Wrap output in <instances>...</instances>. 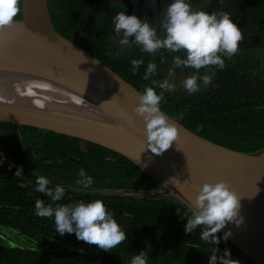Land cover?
Returning a JSON list of instances; mask_svg holds the SVG:
<instances>
[{"label":"trees","instance_id":"1","mask_svg":"<svg viewBox=\"0 0 264 264\" xmlns=\"http://www.w3.org/2000/svg\"><path fill=\"white\" fill-rule=\"evenodd\" d=\"M48 2L61 34L140 91L153 87L160 96L159 107L171 117L217 144L242 152H264V0H186L194 11L215 12L217 18L228 13L242 34L237 52L231 56L216 53L223 67L217 63L199 69L173 64V57H186L184 49L173 52L160 48L148 53L135 42L134 34L127 37L126 44L119 43L124 33L115 31L116 13L135 14L163 39L167 7L173 0ZM19 8L14 19L23 17L22 0ZM133 59L142 61L135 71L131 70ZM149 62L156 65L153 72H147ZM205 75L209 77L207 83ZM168 76L175 77V84L169 88ZM190 76H195L197 83L191 92L184 87ZM162 82H166L163 88ZM0 161V231L10 228L39 246L22 247L0 240V264H130L141 252L147 264H222V258L258 264L224 239L220 230L210 232L207 240L201 239L200 233L209 225L185 231L187 221L198 212L174 194H141L157 192L164 185L132 159L110 148L0 120ZM81 168L83 176L78 175ZM41 175L49 181L47 188H64L59 200L35 191L36 177ZM95 199L105 203L125 232V239L107 250L77 239L75 232L60 235L53 217L35 215L36 200L55 208Z\"/></svg>","mask_w":264,"mask_h":264},{"label":"water","instance_id":"2","mask_svg":"<svg viewBox=\"0 0 264 264\" xmlns=\"http://www.w3.org/2000/svg\"><path fill=\"white\" fill-rule=\"evenodd\" d=\"M22 12L21 19L13 18L11 25L0 28V67L49 85L74 105L37 102L18 96L14 86L2 85L0 120L82 138L119 152L164 185L157 192L141 194H174L197 212L200 186L226 180L240 197L243 220L226 222L218 230L223 234L230 230L227 238L232 244L264 264V152H242L217 144L161 107L166 122L177 128V137L162 152H153L144 116L135 111L143 92L61 34L48 0H22Z\"/></svg>","mask_w":264,"mask_h":264},{"label":"clouds","instance_id":"3","mask_svg":"<svg viewBox=\"0 0 264 264\" xmlns=\"http://www.w3.org/2000/svg\"><path fill=\"white\" fill-rule=\"evenodd\" d=\"M19 4L20 0H0V28L13 23V18L20 11ZM166 17L164 25L166 35L161 39L157 37L155 29L150 27L147 22H142L135 14L116 13L113 17L115 31L123 30L124 33V38L119 43L126 44L127 37L134 34L135 42L142 45L143 50L148 53H155L160 48L173 52L184 49L186 50V57L184 59L179 56L173 57V64L196 69L217 63L223 67V61L216 53L224 52L231 56L238 50L242 34L228 13H220L219 18H217L215 12L192 10L186 0H173L167 7ZM141 62L133 59L131 70L135 71V66ZM155 69L156 65L149 62L147 72H153ZM203 80L207 83L209 77L205 75ZM165 83L162 82L160 87L163 88ZM184 87L190 92L194 91L197 88L196 77L186 78ZM140 100L141 104L135 111L142 114L146 121L147 138L150 141L149 147L153 152H162L177 137V128L167 123L165 116L161 114L159 110L160 96L153 87H146ZM16 174H20L19 169ZM78 175H84L82 168ZM91 182L92 177L89 176L88 183ZM48 183L49 181L45 176H37L35 191L51 196L53 201L59 200L64 194V188L56 185L53 190L46 187ZM87 186V184L84 185V187ZM195 205L199 208V212L187 221L185 231L190 232L200 224L211 226L208 230L200 233L203 240H207L210 232L215 233L226 222L235 221L240 224L243 220V217L239 216L240 197L223 179L203 183L196 195ZM34 210L36 216L53 217L55 230L60 235L75 232L77 239L96 244L101 249H110L125 239V232L121 225L118 224L113 213L106 208L105 203L100 199L90 200L87 203L79 202L74 207L58 205L55 208L36 200ZM230 234V230L225 232L224 239H227ZM213 239L216 238L213 237ZM228 255L226 249L225 257ZM211 259L214 261L216 257L213 256ZM130 264H147L145 254L141 252L133 256ZM222 264H239V262L222 258Z\"/></svg>","mask_w":264,"mask_h":264},{"label":"bare ground","instance_id":"4","mask_svg":"<svg viewBox=\"0 0 264 264\" xmlns=\"http://www.w3.org/2000/svg\"><path fill=\"white\" fill-rule=\"evenodd\" d=\"M14 86L15 92L18 96L30 98L35 101H47L52 103H59V105H74L73 101L69 97L55 91L49 87V85L38 84L28 79H24L18 76V74L10 69L0 67V86Z\"/></svg>","mask_w":264,"mask_h":264},{"label":"rangeland","instance_id":"5","mask_svg":"<svg viewBox=\"0 0 264 264\" xmlns=\"http://www.w3.org/2000/svg\"><path fill=\"white\" fill-rule=\"evenodd\" d=\"M167 83H168L167 88L172 87V85L175 84V77L171 79V77L168 76ZM0 240L9 244L22 246V247H34V248L39 247L36 243L26 239L23 236H19L18 233L14 232L10 228H3L0 231Z\"/></svg>","mask_w":264,"mask_h":264}]
</instances>
